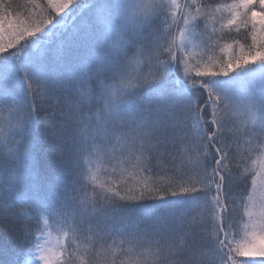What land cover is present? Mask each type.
<instances>
[{
    "label": "snow or ice",
    "instance_id": "6c2138e0",
    "mask_svg": "<svg viewBox=\"0 0 264 264\" xmlns=\"http://www.w3.org/2000/svg\"><path fill=\"white\" fill-rule=\"evenodd\" d=\"M29 5L0 0V264H264V0Z\"/></svg>",
    "mask_w": 264,
    "mask_h": 264
},
{
    "label": "trees",
    "instance_id": "16d2710c",
    "mask_svg": "<svg viewBox=\"0 0 264 264\" xmlns=\"http://www.w3.org/2000/svg\"><path fill=\"white\" fill-rule=\"evenodd\" d=\"M43 1L44 0H41V2H43ZM219 2L220 3H231V0H219ZM12 3H13L14 6L19 5L18 11H19V13L21 15L22 14L26 15L31 10V6L30 5L29 6H26V0H12ZM216 27L217 28L220 27L219 23L216 24ZM225 31H227V29ZM239 39L241 40V43H244L243 34H241V36L239 37ZM248 39H249V42H250V37ZM231 42H232L231 39H229L227 41H221V45H223L224 43H231ZM216 55L217 56H224V57H226L228 55V53L227 52L221 53L219 51V49H217Z\"/></svg>",
    "mask_w": 264,
    "mask_h": 264
},
{
    "label": "rangeland",
    "instance_id": "374dc122",
    "mask_svg": "<svg viewBox=\"0 0 264 264\" xmlns=\"http://www.w3.org/2000/svg\"><path fill=\"white\" fill-rule=\"evenodd\" d=\"M44 2V1H43ZM43 2H41V3H43ZM24 14H22V16H23ZM52 233H53V236H56L57 235V233L55 232V229H52Z\"/></svg>",
    "mask_w": 264,
    "mask_h": 264
}]
</instances>
